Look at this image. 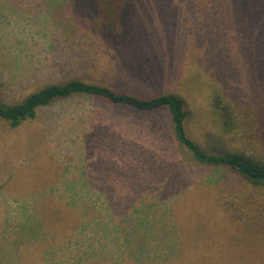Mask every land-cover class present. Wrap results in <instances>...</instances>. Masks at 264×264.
Instances as JSON below:
<instances>
[{
    "label": "rangeland",
    "instance_id": "rangeland-1",
    "mask_svg": "<svg viewBox=\"0 0 264 264\" xmlns=\"http://www.w3.org/2000/svg\"><path fill=\"white\" fill-rule=\"evenodd\" d=\"M126 7L115 35L91 0H0L4 102L73 78L176 94L201 146L264 159L255 127L224 132L213 104L219 94L243 111L264 104L259 0ZM170 120L95 96L18 127L0 117V264H264V227L232 219L225 203L240 176L197 165Z\"/></svg>",
    "mask_w": 264,
    "mask_h": 264
},
{
    "label": "trees",
    "instance_id": "trees-1",
    "mask_svg": "<svg viewBox=\"0 0 264 264\" xmlns=\"http://www.w3.org/2000/svg\"><path fill=\"white\" fill-rule=\"evenodd\" d=\"M98 11L99 27L107 33L120 34L122 16L128 0H91ZM261 15L259 33L256 36L258 48H264V0H259ZM259 39L262 41L259 42ZM76 96H95L113 106H124L134 110L151 113L165 111L170 116L173 135L179 147L191 153L197 165L212 168H226L237 173L241 178V189H230L226 197L228 210L234 220L243 221L249 226L264 227V159L254 158L242 151L210 150L201 146L188 131L187 122L190 114L186 101L176 94H161L152 98H143L131 93L118 91L108 85L89 82L82 79H69L63 82L50 83L30 93L22 101L6 103L0 95V117L6 119L12 127H18L25 120L35 118L40 108L52 105ZM214 109L220 126L226 133L245 127L252 130V143L264 150V104L255 111H245L225 101L219 94L214 98ZM257 125L255 126L256 122ZM255 241V236H252Z\"/></svg>",
    "mask_w": 264,
    "mask_h": 264
}]
</instances>
